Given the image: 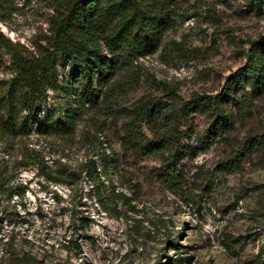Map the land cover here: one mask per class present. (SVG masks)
<instances>
[{
    "label": "rangeland",
    "instance_id": "374dc122",
    "mask_svg": "<svg viewBox=\"0 0 264 264\" xmlns=\"http://www.w3.org/2000/svg\"><path fill=\"white\" fill-rule=\"evenodd\" d=\"M74 1L0 0V31L33 50L47 43ZM168 2L171 26L162 47L121 64L116 95L110 102L99 96L70 144L42 138L38 128L15 139L0 132V166L23 190L9 198L0 185V264H261L264 87L235 81L249 60L264 65V0ZM0 65V78L10 79V58ZM72 72L61 68V81ZM231 82L225 114L232 129L215 128V115L185 107ZM52 98L58 113L65 109L61 97ZM147 101L158 117L154 131L143 126L146 143L139 147L126 123ZM167 135L185 149L181 195L159 180L167 159L159 139ZM243 146L250 148L240 165L223 170L220 164ZM113 151L118 162L104 187L87 178L61 182L64 167L93 157L101 170L102 155Z\"/></svg>",
    "mask_w": 264,
    "mask_h": 264
},
{
    "label": "trees",
    "instance_id": "16d2710c",
    "mask_svg": "<svg viewBox=\"0 0 264 264\" xmlns=\"http://www.w3.org/2000/svg\"><path fill=\"white\" fill-rule=\"evenodd\" d=\"M168 4V0H75L66 5L64 13L55 20L53 35L47 43L33 50L13 43L0 31V60L8 56L11 63L10 79L0 78V113L5 116L0 121L2 135L6 139H15L19 132L29 136L38 128L40 137L57 138L70 144L83 118L98 106L99 96L110 102L116 95L121 87L116 78L121 64L129 57L137 59L154 54L162 47L164 35L171 26ZM105 49L110 52L106 53ZM68 66L73 72L69 79L61 81L60 69ZM242 71L235 82L245 85L251 82L254 89L264 87L262 62L251 59ZM246 75L248 79L244 78ZM232 84L215 96L197 95L185 107L204 109L215 115V128L232 129L233 117L225 114V97L231 92ZM57 96L65 103V109L60 113L57 112L58 105L49 103ZM46 106L48 110L43 117ZM157 117L155 102H144L126 123L127 135L139 139V147L144 146L146 141L141 139L145 137L143 126L154 131ZM175 141L169 135L159 139V146L164 148L167 156L159 180L170 192L181 195L184 184L178 166L185 149ZM249 148L243 146L233 150L220 164L221 168H237ZM102 161L101 170L93 157L86 158L75 168L64 167L59 174L61 182L73 186L87 178L96 186L104 187L103 178L108 180L116 168L118 156L114 151L109 155L104 153ZM3 165L0 166V185L5 186V192L12 198L23 190L11 185L13 173L5 163ZM187 202L194 203L195 200L188 199ZM261 256L260 262L264 264V247Z\"/></svg>",
    "mask_w": 264,
    "mask_h": 264
}]
</instances>
